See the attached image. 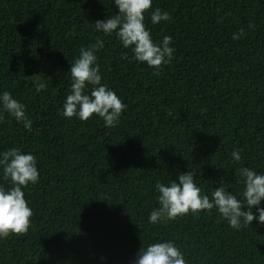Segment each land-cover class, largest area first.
I'll use <instances>...</instances> for the list:
<instances>
[{"label":"trees","instance_id":"16d2710c","mask_svg":"<svg viewBox=\"0 0 264 264\" xmlns=\"http://www.w3.org/2000/svg\"><path fill=\"white\" fill-rule=\"evenodd\" d=\"M157 7L170 19L153 25ZM116 11L112 0H0V91L32 121L28 131L0 113V152H30L39 173L23 189L30 227L0 239V264H132L140 247L161 240L186 264H264V224L255 220L235 230L215 208L147 219L157 181L190 170L209 199L221 183L240 198L239 169L264 173V0H152L145 27L174 48L158 75L114 33L95 30ZM97 39L101 83L126 105L115 127L95 114L59 115L68 69ZM39 82L46 88L36 92Z\"/></svg>","mask_w":264,"mask_h":264},{"label":"clouds","instance_id":"9594fccd","mask_svg":"<svg viewBox=\"0 0 264 264\" xmlns=\"http://www.w3.org/2000/svg\"><path fill=\"white\" fill-rule=\"evenodd\" d=\"M151 4L152 0H112L116 14L92 24L96 31L105 36L114 33L121 47L131 50V59L146 64L154 75H158L161 65L172 60L174 48L170 47L171 37L165 35L156 43L146 29L145 13ZM148 18L153 25L170 19L169 14L158 7L152 8ZM242 36L243 30H237L232 34V39ZM103 47L104 41L97 39L91 46L79 49L78 57L68 69L71 78L70 91L59 110L60 116L66 119L76 117L85 121L95 114L102 119L105 127H115L119 123V117L126 105L114 91L101 83L95 53ZM45 88L46 84L39 82L35 91L40 92ZM0 113H7L25 130H31L32 121L25 114V106L8 91H0ZM230 156L234 163L241 160L238 148ZM36 163L33 154L17 148L0 152V180L10 182L8 188L0 186V239L9 235H22L30 227L32 211L24 199L23 189L38 182ZM238 175L243 184L240 198L226 191L221 183L212 190L209 199V196L201 193L200 187L194 182L193 171L190 170L178 173L176 179L168 184L157 181L154 186L158 194L157 206L148 214V222L156 224L215 208L221 219L226 220L228 226L235 230L249 226L253 220L257 224H264V207L260 206L264 202V173L242 167ZM253 207L255 213L252 211ZM132 264H186V260L171 240H161L140 247Z\"/></svg>","mask_w":264,"mask_h":264}]
</instances>
